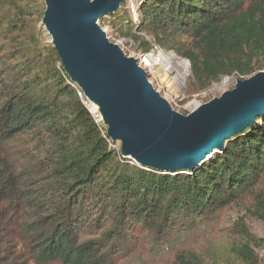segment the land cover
Wrapping results in <instances>:
<instances>
[{
	"label": "trees",
	"instance_id": "1",
	"mask_svg": "<svg viewBox=\"0 0 264 264\" xmlns=\"http://www.w3.org/2000/svg\"><path fill=\"white\" fill-rule=\"evenodd\" d=\"M121 9L119 32L189 60L197 89L264 69V0ZM96 115L29 3L0 0V264H260L248 220L264 221V115L190 174L130 163Z\"/></svg>",
	"mask_w": 264,
	"mask_h": 264
},
{
	"label": "water",
	"instance_id": "2",
	"mask_svg": "<svg viewBox=\"0 0 264 264\" xmlns=\"http://www.w3.org/2000/svg\"><path fill=\"white\" fill-rule=\"evenodd\" d=\"M42 26L92 112L120 141L123 158L146 170L190 174L264 115V70L184 114L149 79L137 58L110 40L100 20L123 0H44Z\"/></svg>",
	"mask_w": 264,
	"mask_h": 264
},
{
	"label": "rangeland",
	"instance_id": "3",
	"mask_svg": "<svg viewBox=\"0 0 264 264\" xmlns=\"http://www.w3.org/2000/svg\"><path fill=\"white\" fill-rule=\"evenodd\" d=\"M142 1L143 0H125L124 7L120 12V18H125V15L129 13L132 18L137 20L138 7ZM26 2L29 3L32 23L37 26L42 42L50 43V37L41 24L43 18L41 17V12L46 8L44 0H26ZM117 21L118 19H116L113 14H108L100 20V25L107 31L110 40L118 43L127 55L134 56L135 58L143 56V54L146 55V67L150 81L153 83L154 87L170 101L176 110L184 114L189 113L211 98L219 96L223 91L233 88L236 80L238 78H243L241 75L239 76V74L222 76L219 81L211 83L206 88L197 89L192 83V72L189 60L178 55L174 50H168L156 45H154L151 51H145L140 47V45L143 44V40L134 39L130 36L121 34L117 29ZM140 36H142L144 40H152V38L144 32H141ZM147 62L150 66L147 65ZM96 113L99 115L98 112ZM113 146L120 150V141H116ZM128 160L130 163L135 164L133 160ZM236 220L237 213L235 211H230L225 218L219 220L218 226L223 225L226 227ZM248 223L252 232L260 239L259 242L255 244V250L259 256L260 264H264V221L249 219ZM190 240V237H185L181 242L188 243ZM165 244H163V248L166 250L170 249L171 246Z\"/></svg>",
	"mask_w": 264,
	"mask_h": 264
},
{
	"label": "built area",
	"instance_id": "4",
	"mask_svg": "<svg viewBox=\"0 0 264 264\" xmlns=\"http://www.w3.org/2000/svg\"><path fill=\"white\" fill-rule=\"evenodd\" d=\"M136 58H137L139 64H140L142 67H144L145 70L147 71V67H146V61H147L146 59H147V57H146V55L143 54V56H138V57H136ZM147 72H148V71H147ZM80 95H82L81 92H80Z\"/></svg>",
	"mask_w": 264,
	"mask_h": 264
},
{
	"label": "bare ground",
	"instance_id": "5",
	"mask_svg": "<svg viewBox=\"0 0 264 264\" xmlns=\"http://www.w3.org/2000/svg\"><path fill=\"white\" fill-rule=\"evenodd\" d=\"M148 62H149V61H148ZM148 62H147V65H149ZM149 66H150V65H149Z\"/></svg>",
	"mask_w": 264,
	"mask_h": 264
}]
</instances>
